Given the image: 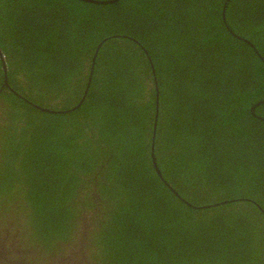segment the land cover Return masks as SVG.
I'll list each match as a JSON object with an SVG mask.
<instances>
[{"label":"trees","instance_id":"trees-1","mask_svg":"<svg viewBox=\"0 0 264 264\" xmlns=\"http://www.w3.org/2000/svg\"><path fill=\"white\" fill-rule=\"evenodd\" d=\"M10 204L26 257L264 264V0H0Z\"/></svg>","mask_w":264,"mask_h":264},{"label":"rangeland","instance_id":"rangeland-1","mask_svg":"<svg viewBox=\"0 0 264 264\" xmlns=\"http://www.w3.org/2000/svg\"><path fill=\"white\" fill-rule=\"evenodd\" d=\"M19 202L21 201L19 200ZM12 205L11 204L8 205L10 212L0 213V236L7 233L11 237L7 239L6 245L9 246V248H11V257L14 258L13 259L15 261L14 264H34L35 261H37L35 262V264H94V260L88 259L86 253V251L88 252L87 248L85 247L86 249H83L85 243L84 230H86V228L85 227L83 228L80 223L75 229L72 243L69 244L66 247L65 251L60 253L59 256H54L53 258L49 256L46 257L43 255H39L36 252H32L31 255L26 257L24 255L25 251L21 250L19 247H16L17 245L16 241H14L13 247L12 245L10 246L8 242L10 239H12L14 235V231L20 234L21 232H23V229L25 228V224H26L25 223L26 214L20 215L13 213V210H17V209L22 210L24 206L22 204H17L16 206H12ZM90 237H92V235H89V238ZM13 238L15 240L17 236ZM13 252H15V255H13ZM61 256L63 257L61 258Z\"/></svg>","mask_w":264,"mask_h":264},{"label":"flooded vegetation","instance_id":"flooded-vegetation-1","mask_svg":"<svg viewBox=\"0 0 264 264\" xmlns=\"http://www.w3.org/2000/svg\"><path fill=\"white\" fill-rule=\"evenodd\" d=\"M10 236L5 233L0 236V264H14V258L11 257V248L6 245V241ZM13 247V246H12Z\"/></svg>","mask_w":264,"mask_h":264},{"label":"water","instance_id":"water-1","mask_svg":"<svg viewBox=\"0 0 264 264\" xmlns=\"http://www.w3.org/2000/svg\"><path fill=\"white\" fill-rule=\"evenodd\" d=\"M92 69H93V62H92ZM91 69V70H92ZM88 88V86H87ZM40 109L44 110V111H48L47 109H43V107H40ZM157 108H156V115H155V119H154V127H153V135H152V145H151V150H152V153H151V157H152V162H153V166H154V169L157 173V175L160 177V179L162 180V176H161V173L159 171V168L156 164V160H155V157H154V154H153V147H154V138H155V126H156V123H157ZM167 184V183H166ZM175 194H177L175 191H173ZM182 199V198H181ZM183 200V199H182ZM185 203L189 204L187 201L183 200ZM203 207H206V206H203ZM208 207V206H207Z\"/></svg>","mask_w":264,"mask_h":264}]
</instances>
